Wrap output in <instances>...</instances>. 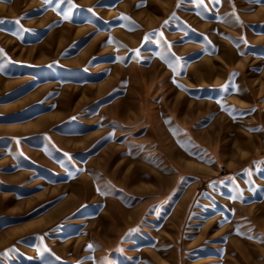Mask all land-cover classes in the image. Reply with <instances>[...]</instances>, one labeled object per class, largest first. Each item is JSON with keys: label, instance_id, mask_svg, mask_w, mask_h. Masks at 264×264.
Masks as SVG:
<instances>
[{"label": "rangeland", "instance_id": "374dc122", "mask_svg": "<svg viewBox=\"0 0 264 264\" xmlns=\"http://www.w3.org/2000/svg\"><path fill=\"white\" fill-rule=\"evenodd\" d=\"M0 49V264H264V0H0Z\"/></svg>", "mask_w": 264, "mask_h": 264}, {"label": "snow or ice", "instance_id": "6c2138e0", "mask_svg": "<svg viewBox=\"0 0 264 264\" xmlns=\"http://www.w3.org/2000/svg\"><path fill=\"white\" fill-rule=\"evenodd\" d=\"M69 2L71 3V0H69ZM178 2H179V0H178ZM217 2H218V0H217ZM111 39V38H110ZM2 54H4L3 53V50L2 49H0V55H2ZM234 198V197H233ZM89 247H91V245H89Z\"/></svg>", "mask_w": 264, "mask_h": 264}]
</instances>
